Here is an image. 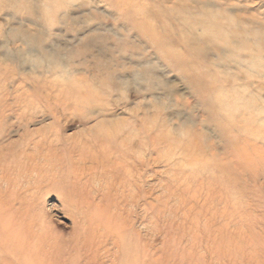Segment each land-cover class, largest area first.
I'll return each instance as SVG.
<instances>
[{"label":"rangeland","instance_id":"rangeland-1","mask_svg":"<svg viewBox=\"0 0 264 264\" xmlns=\"http://www.w3.org/2000/svg\"><path fill=\"white\" fill-rule=\"evenodd\" d=\"M0 264H264V0H0Z\"/></svg>","mask_w":264,"mask_h":264},{"label":"bare ground","instance_id":"bare-ground-1","mask_svg":"<svg viewBox=\"0 0 264 264\" xmlns=\"http://www.w3.org/2000/svg\"><path fill=\"white\" fill-rule=\"evenodd\" d=\"M157 78V77H156ZM154 81V80H153Z\"/></svg>","mask_w":264,"mask_h":264}]
</instances>
